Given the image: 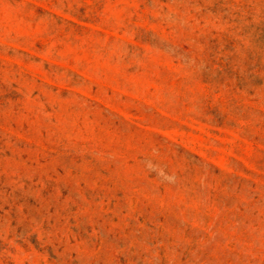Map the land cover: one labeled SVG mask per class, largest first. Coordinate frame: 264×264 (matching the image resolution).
<instances>
[{
	"label": "rangeland",
	"instance_id": "374dc122",
	"mask_svg": "<svg viewBox=\"0 0 264 264\" xmlns=\"http://www.w3.org/2000/svg\"><path fill=\"white\" fill-rule=\"evenodd\" d=\"M0 264H264V0H0Z\"/></svg>",
	"mask_w": 264,
	"mask_h": 264
}]
</instances>
